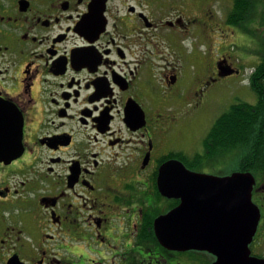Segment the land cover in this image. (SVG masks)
<instances>
[{"label": "flooded vegetation", "instance_id": "obj_1", "mask_svg": "<svg viewBox=\"0 0 264 264\" xmlns=\"http://www.w3.org/2000/svg\"><path fill=\"white\" fill-rule=\"evenodd\" d=\"M186 5L0 0V264L216 262L156 230L181 203L161 193L160 168L202 155L175 140L197 128L214 84L243 76L225 54L205 67L214 15ZM224 60L240 73L221 77ZM253 199L251 248L264 181Z\"/></svg>", "mask_w": 264, "mask_h": 264}, {"label": "water", "instance_id": "obj_2", "mask_svg": "<svg viewBox=\"0 0 264 264\" xmlns=\"http://www.w3.org/2000/svg\"><path fill=\"white\" fill-rule=\"evenodd\" d=\"M221 77L239 74L227 61L218 63ZM158 185L180 205L156 222L159 240L174 250H203L217 256L213 264H264L250 248L262 218L254 202L256 177L251 172L204 174L178 160L160 168Z\"/></svg>", "mask_w": 264, "mask_h": 264}, {"label": "rangeland", "instance_id": "obj_3", "mask_svg": "<svg viewBox=\"0 0 264 264\" xmlns=\"http://www.w3.org/2000/svg\"><path fill=\"white\" fill-rule=\"evenodd\" d=\"M186 11L189 15L213 14L209 23L214 28L206 27L205 36L200 41L199 52L205 59V67H212L215 61L222 55H227L232 61L243 71V76H235L226 80L218 81L211 87L207 103L202 107L203 111L200 120L196 123L197 128L192 132L189 129V135L175 140L179 145H186L190 150L192 144L198 147L200 154L204 153V140L212 128L214 122L226 112L233 103L238 100L248 103H256L257 97L250 87V76L254 67L260 62L259 52L262 51L263 45L260 39L264 36V28L260 17L250 23V31L241 29L235 25L225 23L227 13L229 12L234 0H185ZM174 4L181 3V0H173ZM189 3V4H188ZM203 12V13H201ZM207 19V15L205 16ZM216 24V25H214ZM192 66L190 65V70ZM204 125L201 127L202 123ZM188 150V151H189ZM236 159L222 160L215 166H196L191 170L204 174H212L218 176L229 175L233 172ZM263 229L252 246L254 254L264 257V220Z\"/></svg>", "mask_w": 264, "mask_h": 264}, {"label": "trees", "instance_id": "obj_4", "mask_svg": "<svg viewBox=\"0 0 264 264\" xmlns=\"http://www.w3.org/2000/svg\"><path fill=\"white\" fill-rule=\"evenodd\" d=\"M264 28V0H234L225 23L250 31V23L260 17ZM264 48V36L260 39ZM250 76L256 103L238 100L214 122L204 140V153L190 156L187 164L215 166L222 160L236 159L234 171L251 172L264 181V49ZM262 257V256H260Z\"/></svg>", "mask_w": 264, "mask_h": 264}]
</instances>
